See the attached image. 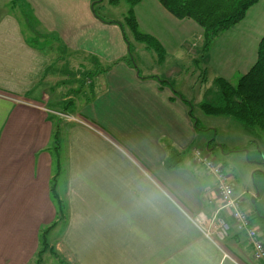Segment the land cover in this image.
<instances>
[{
  "label": "crops",
  "instance_id": "obj_1",
  "mask_svg": "<svg viewBox=\"0 0 264 264\" xmlns=\"http://www.w3.org/2000/svg\"><path fill=\"white\" fill-rule=\"evenodd\" d=\"M21 1L34 28L15 16L14 3H0V264H29L40 232L54 221L49 235L55 232L74 264H264L254 260L246 230L221 209L217 177L193 158L189 99L176 96L171 82L139 73L127 60L121 26L98 19L94 0ZM176 19L177 33L201 30L192 19ZM153 37L165 58L163 41ZM65 102L88 124L58 120L53 110ZM54 175L60 203L50 191ZM201 212L226 221L222 240L193 224Z\"/></svg>",
  "mask_w": 264,
  "mask_h": 264
},
{
  "label": "rangeland",
  "instance_id": "obj_2",
  "mask_svg": "<svg viewBox=\"0 0 264 264\" xmlns=\"http://www.w3.org/2000/svg\"><path fill=\"white\" fill-rule=\"evenodd\" d=\"M6 1L9 0H0L3 7L6 3V8H10L11 4L14 3L17 6L14 9L15 16L19 19H30L32 21L31 28H34L32 13L26 4L21 0ZM92 3L101 20L112 21L110 23H115L118 27L122 24L129 42L127 60L137 67L140 74H151L158 79L171 82L176 91L181 92L184 98L189 99L190 109L199 126L193 143L195 148H200L203 152L209 153L207 146L210 147L209 155L215 159L217 164L223 166L225 175L234 188V196H241L242 211L249 216L251 215L253 225L261 229L264 238V133L258 129L249 133L241 123L232 118L208 115L200 109L202 103L217 104L219 102L218 88L215 84L217 76L222 75L230 83L236 84L244 73V68L246 66L249 68L256 60L259 40L264 35V0H259L250 6L240 22L213 38L207 48L204 45V51L209 50L208 53L200 52V48L203 49L202 43L205 44L202 28L199 33L190 35H187L186 32L177 33L173 26L179 20L170 16L174 21V24L171 23L169 13L163 10L159 0H142L138 7L140 19L138 30L147 34L152 32L150 35L153 34L163 41L165 49L167 48V54L162 59L154 50L135 41L124 20L129 8L125 1L121 0L116 5L109 4L107 0H101V2L94 0ZM21 9L26 11V15L22 14L24 11L20 13ZM26 25L28 26L27 23L23 26L24 30L30 28V25L28 28ZM120 29L122 28L120 27ZM106 34H110V31ZM31 35L32 33H30ZM182 45L184 46L182 47ZM187 49L198 54V58L194 60L191 54L188 55L184 51ZM243 55L246 57H242ZM221 62L224 63L223 66H221ZM66 66L65 69L69 70V65ZM77 67L78 65H74L73 68ZM206 67H208L207 71H205ZM81 68L83 67L78 69V75L81 74ZM219 68L222 69V74H218ZM75 75L77 76V73ZM90 78L92 79V75ZM85 79L86 74H82V80L79 83L83 84L84 87L86 86ZM67 92L64 89L61 91L63 98ZM64 105V109L53 110L54 116L67 123L77 122L70 119L74 116L70 114V110L66 109V102ZM183 157L189 163L191 162L189 154L186 153ZM63 164H65L64 161ZM198 167L202 173L203 168ZM208 179L209 184L214 183L212 176ZM63 202V208L66 211L68 202ZM223 211L230 214L228 208ZM205 226L208 227V223ZM54 233L52 235L48 233L46 241L48 246L54 244L57 250L53 249V253L48 250L45 251L46 255L40 257L41 264H74L65 247L55 242ZM39 249L40 246H38ZM37 262V255L35 254L29 264H37Z\"/></svg>",
  "mask_w": 264,
  "mask_h": 264
},
{
  "label": "trees",
  "instance_id": "obj_3",
  "mask_svg": "<svg viewBox=\"0 0 264 264\" xmlns=\"http://www.w3.org/2000/svg\"><path fill=\"white\" fill-rule=\"evenodd\" d=\"M119 1L121 0H107V2L112 5L118 4ZM123 1L129 5L124 20L130 28L135 41L145 44L146 48L154 50L159 58L162 59V57H164V50L160 43L150 34L142 33L138 30L134 7L142 0ZM258 1L259 0H161V3L176 18H189L195 21L203 29L204 45L207 48V45L213 38L240 22L244 18L247 9ZM92 8L95 16L100 19V16H98L94 10V4ZM121 28L123 30L122 24ZM123 36L125 41L129 43L125 31L123 32ZM168 83L170 84V82ZM215 84L218 88L219 102L217 104H200L202 112L208 115L232 118L241 123L244 129L249 133L256 129L264 133V35L259 41L255 62L246 73L241 75L238 82L232 84L228 80L218 77L215 79ZM174 94L176 96L180 95L177 91H174ZM186 102L191 105L190 102ZM190 116L192 117L195 128L198 130V121L194 118L192 111ZM58 136V130L54 127L53 143L57 149ZM55 180L56 175L53 177L50 191L52 197L56 198L58 203H60ZM60 218L61 217L58 216L59 220ZM249 221H251L250 216ZM56 222L57 221H54L40 232V249L36 253L37 264L42 263L40 257L46 253L45 251L48 250L53 253V250L48 246L46 238L47 234L56 226ZM249 226L252 227L250 224Z\"/></svg>",
  "mask_w": 264,
  "mask_h": 264
},
{
  "label": "built area",
  "instance_id": "obj_4",
  "mask_svg": "<svg viewBox=\"0 0 264 264\" xmlns=\"http://www.w3.org/2000/svg\"><path fill=\"white\" fill-rule=\"evenodd\" d=\"M81 124H88L83 119L75 117L70 118ZM193 158L197 164L204 167V170L212 173L217 177V191L221 197V209H230V215L238 228L246 230L247 237L253 249V258L256 261H264V241L258 236V231L254 227H250L249 215L242 211L243 201L241 196H234V188L228 181L225 175L223 166L216 163L214 158H211L209 153L203 152L200 148H194ZM193 224L202 232L204 237L212 241L222 240L228 233L229 226L222 218L216 222L209 221L201 212L190 217ZM208 223V227L205 224ZM214 241V242H215Z\"/></svg>",
  "mask_w": 264,
  "mask_h": 264
}]
</instances>
